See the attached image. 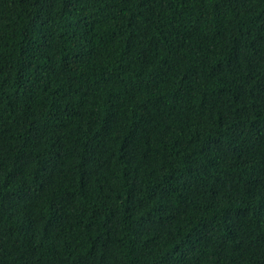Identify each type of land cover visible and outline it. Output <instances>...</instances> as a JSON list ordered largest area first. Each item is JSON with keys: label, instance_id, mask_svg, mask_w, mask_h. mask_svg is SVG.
Here are the masks:
<instances>
[{"label": "trees", "instance_id": "trees-1", "mask_svg": "<svg viewBox=\"0 0 264 264\" xmlns=\"http://www.w3.org/2000/svg\"><path fill=\"white\" fill-rule=\"evenodd\" d=\"M0 264H264V0H0Z\"/></svg>", "mask_w": 264, "mask_h": 264}]
</instances>
